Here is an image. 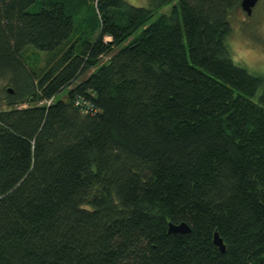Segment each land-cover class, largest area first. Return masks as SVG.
<instances>
[{
	"label": "trees",
	"instance_id": "trees-1",
	"mask_svg": "<svg viewBox=\"0 0 264 264\" xmlns=\"http://www.w3.org/2000/svg\"><path fill=\"white\" fill-rule=\"evenodd\" d=\"M239 2L0 0V264H264V75L227 47Z\"/></svg>",
	"mask_w": 264,
	"mask_h": 264
},
{
	"label": "rangeland",
	"instance_id": "rangeland-1",
	"mask_svg": "<svg viewBox=\"0 0 264 264\" xmlns=\"http://www.w3.org/2000/svg\"><path fill=\"white\" fill-rule=\"evenodd\" d=\"M126 1L132 6L142 7L148 6L149 3V0ZM231 15V31L226 38L227 47L232 52L231 58L236 65L249 69L253 73L264 75V0L257 2L250 16L245 14L241 8L236 9ZM90 16L91 12L87 8L81 17L90 20ZM89 23L90 21L86 23L85 21H80L79 18H74L75 26H81L78 36L93 41V39L98 37L99 32L97 30L91 32L88 26ZM104 40H110V38L105 36ZM40 62H42V58Z\"/></svg>",
	"mask_w": 264,
	"mask_h": 264
},
{
	"label": "water",
	"instance_id": "water-1",
	"mask_svg": "<svg viewBox=\"0 0 264 264\" xmlns=\"http://www.w3.org/2000/svg\"><path fill=\"white\" fill-rule=\"evenodd\" d=\"M259 0H240V8L241 10L247 14L248 16L251 15L253 8L256 6ZM9 92L11 91L10 88L7 89ZM168 231L172 233H188L190 228L184 223L180 222L178 225H173L172 223H168ZM213 243L219 248L221 252L224 251L225 247L222 244L221 238L217 235V233H213Z\"/></svg>",
	"mask_w": 264,
	"mask_h": 264
},
{
	"label": "built area",
	"instance_id": "built-area-1",
	"mask_svg": "<svg viewBox=\"0 0 264 264\" xmlns=\"http://www.w3.org/2000/svg\"><path fill=\"white\" fill-rule=\"evenodd\" d=\"M45 103H46V104H50V101H46ZM76 105L79 106V107H81L80 110H82V111H81L82 113H85V112H87V111L89 110V106L86 105V104H84V103H82L81 101H77V102H76ZM84 105H85V106H84ZM90 110H91V109H90Z\"/></svg>",
	"mask_w": 264,
	"mask_h": 264
}]
</instances>
